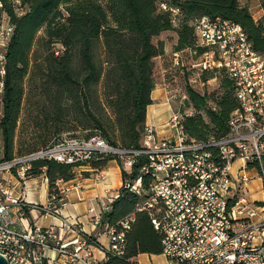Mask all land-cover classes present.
<instances>
[{
	"label": "trees",
	"instance_id": "trees-1",
	"mask_svg": "<svg viewBox=\"0 0 264 264\" xmlns=\"http://www.w3.org/2000/svg\"><path fill=\"white\" fill-rule=\"evenodd\" d=\"M161 4L177 9L178 14L162 10ZM260 7L262 17L254 21L239 0H30L27 12L12 18L14 30L6 46L0 95L3 159L13 158L24 81L31 78V63H39L37 73L46 76L50 85L51 90L39 91L52 93V121L59 122L63 114H70L85 132L81 137L99 136L113 147L142 149L146 109L152 104L150 94L162 77L156 59L164 56L166 40L175 43L167 74L174 77L173 83L183 82L177 89L185 96V107L192 111L190 115L177 112L182 133L196 143L224 137L229 132L230 115L238 108L233 83L223 70L192 67L205 49L197 47L191 22L207 16L238 25L252 49L264 59V0H260ZM56 46L60 49L54 50ZM176 54L179 65L173 62ZM186 54L192 56L188 64ZM64 102L67 107L62 106ZM110 160L119 164L122 183L141 179L142 193L137 195L121 186L108 210L100 214L102 234L134 216L125 232L123 257L105 254L101 264H129L140 255L159 256L162 234L154 229L150 212L137 211L149 197L152 177L143 171L148 158L135 157L129 171L110 155L99 156L88 166L100 170ZM43 175L49 196L57 180L74 178V166L36 160L25 180Z\"/></svg>",
	"mask_w": 264,
	"mask_h": 264
},
{
	"label": "built area",
	"instance_id": "built-area-1",
	"mask_svg": "<svg viewBox=\"0 0 264 264\" xmlns=\"http://www.w3.org/2000/svg\"><path fill=\"white\" fill-rule=\"evenodd\" d=\"M29 2L0 0V95L6 46L14 30L12 18L24 15ZM160 8L178 14L164 4ZM191 27L197 47L205 49L192 67L223 70L232 80L238 108L230 115L229 132L203 143L188 141L179 127L181 116L175 112L169 119L175 134L158 138L146 127L140 150L110 146L99 136L69 135L10 160L3 159L0 149V256L7 264H96L94 241L74 231L76 223L63 224L64 236L76 235L72 242H65L56 226L41 228L26 217L31 210L56 213L55 203L71 187L57 180L46 203L39 206L26 201L24 184L33 161L52 160L78 168L106 155L116 157L126 171L135 157L148 158L143 171L152 177L149 197L137 211L150 212L154 229L162 234V264H264V59L238 25L202 16ZM179 62L176 54L174 64ZM235 163L240 166L233 172ZM247 170H254L260 180L262 199L258 202L249 199L252 178ZM122 186L142 193L140 178ZM17 191L19 195L14 196ZM133 219L130 215L117 229L105 233V254L123 257L125 232ZM99 221L100 215H96L92 223L98 227ZM129 264L155 263L136 260Z\"/></svg>",
	"mask_w": 264,
	"mask_h": 264
},
{
	"label": "crops",
	"instance_id": "crops-1",
	"mask_svg": "<svg viewBox=\"0 0 264 264\" xmlns=\"http://www.w3.org/2000/svg\"><path fill=\"white\" fill-rule=\"evenodd\" d=\"M239 5L246 7L241 4L240 0ZM262 14L260 9L257 19L251 16L254 21H258ZM174 44V41L166 40L164 42V56L156 59L162 77L151 92L150 99L152 104L146 109L145 126L151 127L158 138H167L175 134L174 129L170 125H166L173 113V105L170 99L173 89L169 86V82H173L172 78L174 79V77L169 76L167 72L170 70ZM163 74L164 76L166 75L165 78ZM239 166V163H235L233 172H236ZM84 169L89 172L87 177H80L74 172V178L66 182L67 185L71 186V190L61 196L59 201L55 203L56 213L40 215L38 211L31 210L26 217L29 222H34L41 228H47L51 225L56 226L58 234L65 238V242H72L76 235L70 232L64 236L63 224L65 222L68 224L76 223L75 230H73L81 236H89L94 241L95 263L101 264L104 260L105 252L108 250V237L106 234L100 233L99 228L93 225L92 220L96 215L102 213L103 207L107 205L109 207L110 202L117 197L118 191L122 186L121 170L115 160L108 161L100 170L92 169L89 166H85ZM246 172L252 178L250 183L253 182L256 186L254 189L250 183L248 184L249 199L258 202L262 199L260 180L254 170H247ZM30 181H26L24 184L26 201L39 206L44 205L48 198L47 180L44 179L43 184L39 185ZM75 184L77 185L76 187H74ZM257 192L260 193V198L256 197ZM18 195L19 192H15L14 196Z\"/></svg>",
	"mask_w": 264,
	"mask_h": 264
},
{
	"label": "rangeland",
	"instance_id": "rangeland-1",
	"mask_svg": "<svg viewBox=\"0 0 264 264\" xmlns=\"http://www.w3.org/2000/svg\"><path fill=\"white\" fill-rule=\"evenodd\" d=\"M240 2L243 6H246V8L249 9V12L253 16V18L257 19V14L261 9L260 0H240ZM42 34V31L38 33L35 48L39 41L38 39L42 37ZM59 49V46L54 47V50ZM184 58L185 62L188 64L190 62V59H192V56L186 54ZM35 64L31 63V78L26 77L24 81L25 96L21 107L20 117L15 130L13 141V157H20L45 146H48L64 135L83 136L85 134V132H83V130L81 129L78 121H75L73 115L63 114L59 122L52 121V93L50 91H46L43 93L39 91L51 90V88L48 81L46 80V76H41L40 73H37V67L39 66V63ZM180 83L183 86V82L181 81ZM181 85L178 81L174 83L169 82V86L173 87V93L171 94L170 99L173 105L172 109L174 114H176L178 111L181 113L182 110L185 113L192 112L189 108L185 107V98L182 99L183 94L180 90L177 89V87L179 88L181 87ZM97 91V93H99L101 90ZM62 106L67 107L68 105H66V103L64 102V105ZM166 125L171 124L168 121ZM0 149L2 153L1 139ZM85 166H88V164L82 167L74 168L75 174H78V176L80 177H87L89 175V172L85 171ZM44 179L46 178L43 175L33 179H28L27 181L31 180L30 182H35V184L39 185L41 183L43 184ZM250 184L254 189L256 188L255 183L251 182ZM66 186L71 187L67 184ZM76 186L77 185L75 184L74 187ZM21 188L23 187L20 186V189ZM256 197L260 198L259 192H257ZM38 212L40 213V215H51L43 213L41 211ZM136 260L142 263L151 261L155 264H162L164 261L163 257H161L160 255H140Z\"/></svg>",
	"mask_w": 264,
	"mask_h": 264
},
{
	"label": "water",
	"instance_id": "water-1",
	"mask_svg": "<svg viewBox=\"0 0 264 264\" xmlns=\"http://www.w3.org/2000/svg\"><path fill=\"white\" fill-rule=\"evenodd\" d=\"M0 264H7V262L0 256Z\"/></svg>",
	"mask_w": 264,
	"mask_h": 264
}]
</instances>
